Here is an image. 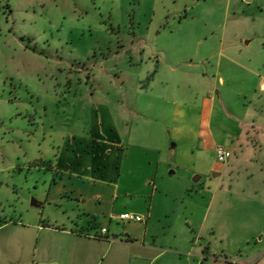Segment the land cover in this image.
<instances>
[{
	"label": "rangeland",
	"instance_id": "374dc122",
	"mask_svg": "<svg viewBox=\"0 0 264 264\" xmlns=\"http://www.w3.org/2000/svg\"><path fill=\"white\" fill-rule=\"evenodd\" d=\"M262 82L264 0H0V264L33 254L24 228L49 189L50 173L33 166L42 143L81 133L99 105L127 122L140 113L126 156L144 168L128 166L121 183L136 210L147 212L154 186L168 195L165 209L164 194L151 204V232L170 254L159 264H264ZM207 107L216 140L189 157L173 131L193 137ZM216 147L231 154L224 165ZM109 228L117 241L141 229Z\"/></svg>",
	"mask_w": 264,
	"mask_h": 264
},
{
	"label": "crops",
	"instance_id": "0c3cea01",
	"mask_svg": "<svg viewBox=\"0 0 264 264\" xmlns=\"http://www.w3.org/2000/svg\"><path fill=\"white\" fill-rule=\"evenodd\" d=\"M260 90L264 92V82L260 84ZM91 112L90 125L81 133L63 135L58 132L61 134L59 143H42L41 157L33 161L38 162L33 166L38 170L44 168L45 176L50 173L49 189L42 213L24 228L36 240L33 254L14 264H159L170 255L168 251H162L150 224L152 201L157 195L164 194L161 203L165 209L166 192L154 186L148 195L150 204L145 212L129 205L135 189L132 184L121 183L128 166L144 168L141 159L126 156L127 148H138L134 140L140 132L130 125L140 113L131 110L132 118L127 122L124 111L113 112L108 105L96 106ZM212 115L211 107L202 109L195 123L196 134L190 138L187 137L188 127H175L174 136L188 145L189 157L200 155L214 144L216 136L210 130ZM242 133L237 129L238 135ZM149 176L143 179L139 190L149 189L153 182ZM133 177L134 172H131ZM139 197L143 195L136 196ZM51 203L55 204L56 212L49 217L44 210ZM37 206L41 204L36 203L33 207ZM126 212L143 218L141 229L139 233L125 234L117 241L112 235L116 231L111 232L109 223L113 220L119 223L115 218ZM104 227L108 230L107 238L90 237Z\"/></svg>",
	"mask_w": 264,
	"mask_h": 264
},
{
	"label": "built area",
	"instance_id": "2783aa9c",
	"mask_svg": "<svg viewBox=\"0 0 264 264\" xmlns=\"http://www.w3.org/2000/svg\"><path fill=\"white\" fill-rule=\"evenodd\" d=\"M230 157H231V154L226 149L222 147H217L215 149V158H216L217 163L224 165ZM115 219L122 223H125V222L142 223L143 222V218L141 216L133 214V213H127V212L118 215ZM107 234H108V230L107 228L104 227V228H99L98 232L95 235L90 236V237L94 239H104V238H107Z\"/></svg>",
	"mask_w": 264,
	"mask_h": 264
},
{
	"label": "water",
	"instance_id": "95a60500",
	"mask_svg": "<svg viewBox=\"0 0 264 264\" xmlns=\"http://www.w3.org/2000/svg\"><path fill=\"white\" fill-rule=\"evenodd\" d=\"M32 206H36V202H32V204H31Z\"/></svg>",
	"mask_w": 264,
	"mask_h": 264
}]
</instances>
